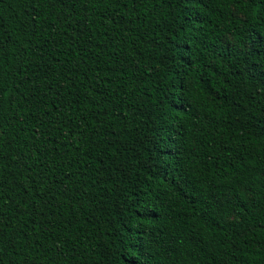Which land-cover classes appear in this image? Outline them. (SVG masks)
I'll return each instance as SVG.
<instances>
[{
  "label": "trees",
  "instance_id": "obj_1",
  "mask_svg": "<svg viewBox=\"0 0 264 264\" xmlns=\"http://www.w3.org/2000/svg\"><path fill=\"white\" fill-rule=\"evenodd\" d=\"M0 264H264V0H0Z\"/></svg>",
  "mask_w": 264,
  "mask_h": 264
}]
</instances>
